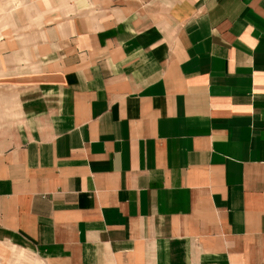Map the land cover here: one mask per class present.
I'll return each instance as SVG.
<instances>
[{"label": "crops", "instance_id": "crops-1", "mask_svg": "<svg viewBox=\"0 0 264 264\" xmlns=\"http://www.w3.org/2000/svg\"><path fill=\"white\" fill-rule=\"evenodd\" d=\"M0 264H264V0H0Z\"/></svg>", "mask_w": 264, "mask_h": 264}]
</instances>
